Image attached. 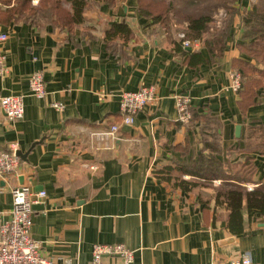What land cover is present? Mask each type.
I'll return each mask as SVG.
<instances>
[{"label": "crops", "instance_id": "crops-1", "mask_svg": "<svg viewBox=\"0 0 264 264\" xmlns=\"http://www.w3.org/2000/svg\"><path fill=\"white\" fill-rule=\"evenodd\" d=\"M256 1L237 2L240 13L223 55L211 34L195 52L177 50L176 36L187 23L175 22L168 35L140 17L137 0L88 4L83 24L71 34L58 26L0 20L8 69L0 77V98L22 95L25 105L17 121L0 109V150L14 146L22 154L19 179L0 177V222L10 218L13 188L29 183L46 192L34 209L32 237L41 255L59 263L70 258L91 264L95 244H120L134 252L132 264H213L243 255L264 264L263 215L245 209L242 232L235 233L226 203L217 202L222 180L190 190L167 180L199 182L179 170L205 149L199 128L177 121V97L186 95L190 107L210 112L222 125L217 158L251 170V180L237 183L249 191L264 184V87L244 112L231 78L234 60L255 63L238 45L244 42L241 14ZM124 22L132 35L107 36L112 25ZM37 72L45 78L43 98L29 88ZM144 86L155 88L158 102L124 126L121 96ZM56 103L64 108L55 109ZM115 124L119 131L106 136Z\"/></svg>", "mask_w": 264, "mask_h": 264}, {"label": "trees", "instance_id": "trees-1", "mask_svg": "<svg viewBox=\"0 0 264 264\" xmlns=\"http://www.w3.org/2000/svg\"><path fill=\"white\" fill-rule=\"evenodd\" d=\"M34 0H0V20L4 22L25 21L34 26L60 27L69 34L83 24V16L91 3H104L109 6L116 5L118 0H39L37 6H33ZM72 5L70 12L63 4ZM202 0H185V6L192 11H182L175 3H167L166 0H137V8L140 17L152 21L158 27L165 29L170 35L175 24V19L180 23H187L184 30L185 36L190 40H202L206 34L213 36L217 46L218 54L223 55L226 47V40L229 38L232 22L239 12L236 8L240 0H215L214 7L227 10V20L221 29L211 32L215 24L214 16L209 10L207 12L195 10ZM199 3V4H198ZM6 7L3 9V7ZM192 12V13H191ZM240 13V12H239ZM173 16V17H172ZM242 25L244 27L243 43L238 47L242 54L255 61V63L234 60L233 68L242 74L241 90L238 91L239 107L244 112L255 104L258 90L264 87V0L252 4V7L241 14ZM217 21V19H216ZM120 33L129 36L131 30L124 22L114 24L107 31V36ZM132 35V34H131ZM176 49L181 50L180 40L175 44ZM191 118L188 122H178L189 129H198L202 133L205 149L199 157L191 162H184L179 166L181 173H186L199 179V182H189L179 177H168L167 180L174 182L178 187L190 190L192 186L208 184V182L223 183L216 189L217 202L226 203L230 210L229 227L235 233L242 232L244 224V213L246 209L251 215L254 212L264 216V184H261L253 191L239 184L251 180V170L249 167L234 168L226 166L217 158V153L221 151L218 138L219 127L222 126L217 118L210 112H197L189 106ZM207 152V153H204ZM205 180V181H203ZM239 182V183H237ZM192 185V186H191Z\"/></svg>", "mask_w": 264, "mask_h": 264}, {"label": "built area", "instance_id": "built-area-1", "mask_svg": "<svg viewBox=\"0 0 264 264\" xmlns=\"http://www.w3.org/2000/svg\"><path fill=\"white\" fill-rule=\"evenodd\" d=\"M225 16L224 12H220L217 17L220 20L216 21V25H221V20ZM176 38L180 40L183 49L192 52L201 49L203 45L202 40H190L184 32L178 33ZM6 40L7 35L1 34L0 44ZM7 72L6 57L3 51L0 50V77L2 78ZM231 78L232 89L235 92L240 91L242 84L241 72L232 71ZM29 84L32 95L40 98L46 96L45 78L41 72L33 74ZM157 102V91L151 86H144L136 92L123 93L120 101L122 124L124 126L133 125L139 112L147 106L156 105ZM189 106L190 98L188 96L180 95L177 97L178 122L185 123L190 120ZM54 108L62 110L64 106L61 103H56ZM0 109L6 114L8 120H21L25 116L24 97L22 95L2 96L0 98ZM119 129L118 125H112L111 130L105 135L115 136ZM13 147L9 150H0V177L3 180L12 178L18 180L21 174V161L17 156V149ZM45 197L46 192L44 190L35 192L32 184L29 183H23L13 188V206L9 213L10 218L6 223L0 222V264H72L70 258H66L62 263H59L56 259L41 255L40 243L32 237L34 206L41 203V200ZM92 253L91 264H132L134 261V252L120 244H95ZM213 264H251V259L247 255H243L238 260Z\"/></svg>", "mask_w": 264, "mask_h": 264}, {"label": "rangeland", "instance_id": "rangeland-1", "mask_svg": "<svg viewBox=\"0 0 264 264\" xmlns=\"http://www.w3.org/2000/svg\"><path fill=\"white\" fill-rule=\"evenodd\" d=\"M166 1H167V3H172V2L175 3L176 5H178L180 7V9H182V11H184V9L186 11L187 10L192 11L191 9H188L185 6V2H184L185 0H166ZM258 1L259 0H257L256 2H258ZM214 2H215V0H202L200 5H199V7H197L195 10L207 12L209 8L214 7ZM208 12H211L212 15L214 16V19H215V24L214 25H216V19H217V21L220 20V19L217 18L220 12H226V14H227V10L224 9V8H212V10H209ZM226 20H227V17L225 16L224 18H222V20H221L222 23L221 24L226 22ZM175 22L178 23V24L180 23V21H178L176 19H175Z\"/></svg>", "mask_w": 264, "mask_h": 264}, {"label": "water", "instance_id": "water-1", "mask_svg": "<svg viewBox=\"0 0 264 264\" xmlns=\"http://www.w3.org/2000/svg\"><path fill=\"white\" fill-rule=\"evenodd\" d=\"M241 129H242V127L241 126H238V128H237V135H239L240 134V132H241ZM17 156H19V157H21L22 156V154H21V152H17ZM35 207H36V205L34 206V209H35Z\"/></svg>", "mask_w": 264, "mask_h": 264}]
</instances>
